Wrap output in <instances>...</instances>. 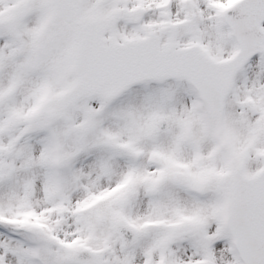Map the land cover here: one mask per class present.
<instances>
[{"label":"snow or ice","instance_id":"6c2138e0","mask_svg":"<svg viewBox=\"0 0 264 264\" xmlns=\"http://www.w3.org/2000/svg\"><path fill=\"white\" fill-rule=\"evenodd\" d=\"M0 264H264V0H0Z\"/></svg>","mask_w":264,"mask_h":264}]
</instances>
